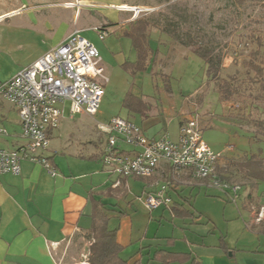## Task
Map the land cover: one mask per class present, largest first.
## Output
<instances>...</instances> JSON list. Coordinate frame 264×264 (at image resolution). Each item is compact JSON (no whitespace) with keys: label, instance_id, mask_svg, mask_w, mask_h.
<instances>
[{"label":"rangeland","instance_id":"obj_1","mask_svg":"<svg viewBox=\"0 0 264 264\" xmlns=\"http://www.w3.org/2000/svg\"><path fill=\"white\" fill-rule=\"evenodd\" d=\"M70 1L75 6L65 8L63 3ZM24 2L26 7H30L26 9V12L31 11L28 16L23 14L11 19L8 28L0 24V43H12L10 49H3L2 52L7 54L8 61L15 67L28 65L51 48L52 41L44 27L50 23L56 36L66 29H80L81 36L97 49L102 64L107 68L105 96L96 116L77 115L75 120L66 116L50 140L47 153L54 154L55 161L63 168L73 171L82 168L79 160L72 158L69 153L81 147L80 141L92 138L93 129L98 124H106L117 116L137 118L138 123L148 122V127L163 136L168 133L172 138L179 130L183 112L187 118L198 121L204 141L216 154L228 157L261 154L264 157V141L252 140L257 130L252 122L244 120L248 109L244 108L241 99L223 105L217 87L205 74L202 59L162 31L168 22H178L182 34L189 32L196 35L216 53L224 55L222 76L239 75L245 71L243 62L248 59L250 49L256 46L250 44L249 37L256 35L264 38V0H86L85 5H79V0ZM119 4L150 9L138 19L150 17L154 21L149 36L152 49L158 53V60L146 71L135 75L124 68L125 62L136 60L132 41L122 36L118 28L120 25L129 27L130 21L125 20L131 19L132 13L120 9L121 6H117ZM76 9L79 10L77 15ZM75 17L80 19L75 21ZM25 24L37 28H28ZM101 26L107 29L108 35L104 39L100 38L96 29ZM129 93L147 99L153 106L148 120L142 121L137 115L129 116L123 107V101ZM261 106L264 111V105ZM259 112L253 109L252 114L260 117ZM89 165L83 166V169L91 167ZM145 189L144 182L130 180L128 192L138 204L136 210H129V213L137 215L134 218L136 226L144 225L145 222L139 216L150 212L145 203L139 201ZM183 192L190 198L186 206L192 208L193 204L195 210L215 222L219 228H232L241 220L240 213L245 214L241 202L235 200L233 191L227 194L215 186H201L196 187L192 195L188 189L184 188ZM140 203L143 207L139 206ZM161 212L154 211L153 219H160ZM172 219L167 208L164 219H160L161 229L171 228L173 224L169 221ZM153 225L159 227V221L155 220ZM111 226H114L113 223Z\"/></svg>","mask_w":264,"mask_h":264},{"label":"crops","instance_id":"obj_2","mask_svg":"<svg viewBox=\"0 0 264 264\" xmlns=\"http://www.w3.org/2000/svg\"><path fill=\"white\" fill-rule=\"evenodd\" d=\"M86 3V0H79V5ZM63 5L65 8L75 6L72 1ZM28 8L30 7L25 6L24 0H0V24H5L8 28L11 19L23 14L28 16L31 13L26 12ZM78 13L79 10L76 9V15ZM78 20L75 17V21ZM44 27L52 41L51 48L46 53L58 47L73 32L80 31L78 28L70 31L66 29L56 36L50 23ZM11 45L9 41L0 43V82L12 79L19 71L46 54L18 68L2 52L3 49H10ZM150 113L148 117L135 115L146 121L150 118ZM184 113L181 114L176 136L170 138L165 133L173 141L179 139L180 124L187 118ZM66 116L75 120L68 111L64 119ZM127 119L138 124L149 138L163 136L148 127V122L138 123L137 118ZM1 130L5 133H0V148L14 150L25 142L17 109L0 97ZM56 132L57 130L52 132L50 140ZM93 132L92 138L80 141L81 147L69 153L72 158L79 160L82 166L79 170L63 168L55 161L54 154L47 153L48 149L43 155L56 167V176L50 175L41 164L23 160L20 175L0 177V264H81L84 255L88 256L91 264L94 239L89 230L95 208L107 214L108 227L116 231L125 264H264V185L251 200L247 198L248 192H242L236 200L241 202L242 212L245 214L240 213L241 220L232 228H219L215 222L204 218L202 213L195 210L193 204L192 208L187 207L186 203L190 198L183 192L185 188L192 195L196 187H214L210 180L196 179L191 171L174 170L167 163H161L150 178H120L112 174L102 162L107 145L106 137L99 134L97 125ZM118 148L129 154L134 151V148L121 141ZM87 164H91V167L83 169ZM130 180L146 184L143 197L139 199L142 203L145 195L156 193L167 186V193L172 199L171 207L168 208L173 217L169 221L173 224L172 229H161L167 207L149 210L147 215L139 216L145 224L135 225L134 218L137 215L130 214L129 210H136L138 202L128 192ZM222 190L230 193V190ZM139 206L143 207L141 203ZM157 210L162 211L161 221L153 219V212ZM185 211L192 212L193 217H187ZM153 220L159 221L158 228L153 225Z\"/></svg>","mask_w":264,"mask_h":264},{"label":"built area","instance_id":"obj_3","mask_svg":"<svg viewBox=\"0 0 264 264\" xmlns=\"http://www.w3.org/2000/svg\"><path fill=\"white\" fill-rule=\"evenodd\" d=\"M120 9L132 13L131 21L150 12L141 7L121 6ZM96 29L101 39L108 35L101 28ZM107 82V68L99 52L80 31L73 32L12 79L0 82V97L17 109L25 141L14 150L0 148V177L20 175L23 160L41 164L50 175L56 176V167L43 155L49 148L52 132L60 127L66 111L71 118L84 114L94 117L105 96ZM97 131L107 139L102 162L120 178H150L161 163H167L174 170H189L196 179L210 180L218 188L233 191L235 200L239 197L240 186L217 179L222 155L216 154L204 141L195 118L181 122L177 141L167 135L149 138L138 124L119 116L106 124H98ZM120 141L134 148L133 153L120 151ZM143 201L150 211L169 208L172 204L167 186L145 195ZM81 264H90L87 255Z\"/></svg>","mask_w":264,"mask_h":264},{"label":"trees","instance_id":"obj_4","mask_svg":"<svg viewBox=\"0 0 264 264\" xmlns=\"http://www.w3.org/2000/svg\"><path fill=\"white\" fill-rule=\"evenodd\" d=\"M117 26L118 24H111ZM129 27L120 25L121 35L132 41L136 53L134 62L127 61L124 68L130 74L135 75L146 71L158 60V53L152 49L149 31L154 26L150 17H142L128 23ZM127 27V28H125ZM101 30L106 31V26ZM163 32L168 33L181 47L189 49L204 62L205 74L210 82L217 87L219 100L223 105L235 103L241 99L248 113L245 121L252 122L255 131L252 140L264 141V117L262 106L264 105V38L254 35L249 37L250 44L256 45L248 53V59L243 62L245 71L241 74L222 76L225 57L216 53L210 46L205 45L198 36L189 32L180 31L178 22H168ZM123 107L129 114H138L148 117L152 105L142 97L132 93L127 94L123 101ZM253 109L259 110L260 117H254ZM264 115V114H263ZM240 118L239 116H237ZM51 139V137H50ZM217 179L223 183L240 186L239 197L242 192H248L249 200L261 190L264 185V157L261 154H244L237 157L221 156L217 166ZM262 192L264 190L262 189ZM172 209V208H171ZM187 217H193V213L185 211ZM107 214L95 208L90 228V236L94 239L92 245L91 264H125L121 256L122 247L117 242L116 231L108 227Z\"/></svg>","mask_w":264,"mask_h":264}]
</instances>
